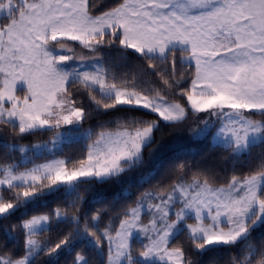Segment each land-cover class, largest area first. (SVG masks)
<instances>
[{"label": "snow or ice", "instance_id": "snow-or-ice-1", "mask_svg": "<svg viewBox=\"0 0 264 264\" xmlns=\"http://www.w3.org/2000/svg\"><path fill=\"white\" fill-rule=\"evenodd\" d=\"M101 8L0 0V264H264V0Z\"/></svg>", "mask_w": 264, "mask_h": 264}, {"label": "trees", "instance_id": "trees-1", "mask_svg": "<svg viewBox=\"0 0 264 264\" xmlns=\"http://www.w3.org/2000/svg\"><path fill=\"white\" fill-rule=\"evenodd\" d=\"M97 3L102 4L101 10H105L107 7L111 6L114 0H96ZM112 62L113 63H119V57L115 52L112 53ZM117 71H122V68H117ZM87 127V125H86ZM99 129H97L98 131ZM189 133L185 130L183 132H172L171 134H168L166 130V134L164 136V141L167 145V151L170 155H178L182 159H187L189 161H195V162H202L203 164L211 165L213 164L216 159L218 158L220 154V150L216 149L213 151L208 141H197L193 142L189 140ZM50 138V134H46L44 136L38 137V138H28L23 141V143H32L36 142V140H48ZM83 146V143H66L64 145V151L61 154V157L65 156H77ZM260 152V149H255L253 151V156L255 157L257 153ZM258 160H253L254 164H257ZM145 169L149 167V165L145 164ZM161 175H163V171L161 172ZM191 177H189L190 179ZM202 178V177H201ZM160 179V176L158 175L155 180H152L151 184H144L143 188H133L132 191L135 193V195H138L140 191H143L147 188L152 187V185L156 184V181ZM217 184L222 183V181H217ZM107 191L109 198L111 199L112 194L114 192H118L119 189L116 186H107ZM135 195H133L132 199H135ZM55 201H53L52 206H55ZM99 207V205H97ZM120 206H117V210H119ZM48 238V234H45L41 239ZM53 240L55 241V234H53ZM183 240V237H181L179 240L175 241V244L180 243ZM139 248V245L136 246ZM79 250V249H77ZM216 256V258L219 260L220 264H226V262L229 259V256L227 253H220V254H212ZM208 257H205V260H207ZM43 260V257H41V261H38V264H41Z\"/></svg>", "mask_w": 264, "mask_h": 264}, {"label": "rangeland", "instance_id": "rangeland-1", "mask_svg": "<svg viewBox=\"0 0 264 264\" xmlns=\"http://www.w3.org/2000/svg\"><path fill=\"white\" fill-rule=\"evenodd\" d=\"M18 94L22 95V94H23V92L21 91V92H19ZM61 158H62V157H61ZM39 162H43V161H39Z\"/></svg>", "mask_w": 264, "mask_h": 264}]
</instances>
